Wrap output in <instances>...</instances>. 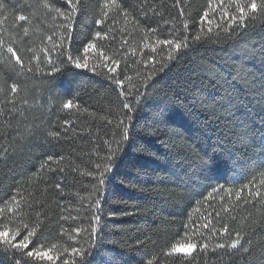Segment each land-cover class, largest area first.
I'll use <instances>...</instances> for the list:
<instances>
[{
  "label": "trees",
  "instance_id": "obj_1",
  "mask_svg": "<svg viewBox=\"0 0 264 264\" xmlns=\"http://www.w3.org/2000/svg\"><path fill=\"white\" fill-rule=\"evenodd\" d=\"M0 232V264H264V0H0Z\"/></svg>",
  "mask_w": 264,
  "mask_h": 264
},
{
  "label": "snow or ice",
  "instance_id": "obj_2",
  "mask_svg": "<svg viewBox=\"0 0 264 264\" xmlns=\"http://www.w3.org/2000/svg\"><path fill=\"white\" fill-rule=\"evenodd\" d=\"M249 7H250V9H251L252 12H255V11L257 10V4H256L255 2H252V3L249 5ZM240 14H241V15H240V19H243L244 16L246 15V13H245V9H244L243 7L240 8ZM20 19H21V20H24L25 18H24L23 16H21ZM235 19H236V18L233 17V20H235ZM97 23H99V21H98ZM164 43H166V44H170L171 41H164ZM175 48H176L177 50H179V49L181 48V45H180V44H176V45H175ZM7 51H8L9 53H11V55L16 59L17 62H21V61H20V57L18 56V54H17V52L15 51L14 48L9 47V48L7 49ZM86 51H87V49H86ZM21 63H22V62H21ZM76 66H77V67H80L79 64H77ZM109 71L115 73V72H116V68H111V69H109ZM117 83H122V82H121V81H117ZM16 91H17L16 85L13 84V85H12V92L15 93ZM70 107H71V102H68V103H65V104H64V108L67 109V108H70ZM124 107L127 108L128 105H125ZM7 235H9V233H6V232H0V236H7ZM28 246H29V245H27V244L23 245V247H25V248H27ZM220 247H223V245H220ZM232 247L235 248L236 245L233 244ZM196 248H197V245H196V244H188L186 247H175V246H174V247L172 248V252H174V253H185V254H191L192 252H194V251L196 250ZM73 251H75V249H73ZM33 255H34L33 252H31V251L28 252V256H29V257H31V256H33ZM35 255H37V256H43V257H45L46 259H48L49 261L52 260L51 255H49L47 252L35 253Z\"/></svg>",
  "mask_w": 264,
  "mask_h": 264
}]
</instances>
